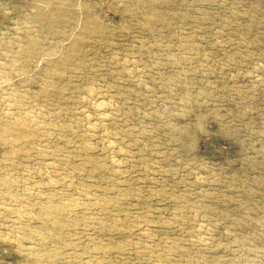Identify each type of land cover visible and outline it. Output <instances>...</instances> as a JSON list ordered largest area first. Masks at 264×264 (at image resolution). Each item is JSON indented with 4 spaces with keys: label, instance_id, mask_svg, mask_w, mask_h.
Returning <instances> with one entry per match:
<instances>
[{
    "label": "rangeland",
    "instance_id": "1",
    "mask_svg": "<svg viewBox=\"0 0 264 264\" xmlns=\"http://www.w3.org/2000/svg\"><path fill=\"white\" fill-rule=\"evenodd\" d=\"M37 1L0 0V264H264V0Z\"/></svg>",
    "mask_w": 264,
    "mask_h": 264
},
{
    "label": "bare ground",
    "instance_id": "2",
    "mask_svg": "<svg viewBox=\"0 0 264 264\" xmlns=\"http://www.w3.org/2000/svg\"><path fill=\"white\" fill-rule=\"evenodd\" d=\"M35 1H36L37 5H39V6L44 5L43 1H37V0H35ZM57 1L61 2V4H65V5L67 3L66 0H57ZM55 6H57V8H58L57 13H59L64 7V6L60 5V4L55 5ZM47 17L49 18V23L50 24H54V25L50 26V29L53 32H56L58 34H62L63 30L59 29L58 27L55 26V22L57 21V18L54 16V14H50ZM93 27H94V25H91V28H93ZM90 30L91 29H89V28H87L85 26V23L82 25V31L84 33H85V31H90ZM81 41H82V37H78L77 38V42H81ZM29 42H30V40H29ZM33 46H34V44H32V42H31L29 47L20 49V53L22 55H34ZM54 49H55V47L52 46L51 47V51L54 50ZM69 57H70L69 54L61 55L59 57V60L55 63V68H51L49 71H47L45 73L46 74L45 79L50 82L49 85H47V82H43L42 83L43 90H44L45 94H47L46 96H48L50 93H53L54 95H57V96L61 95L60 91H58V89H61V86L59 85V83H60L59 80H60V78H61V76L63 74V72H62L63 71V66H62L63 63L62 62L64 61V59L69 58ZM104 105L105 104L103 102H101L99 100H95L94 101L95 112H99L100 113L101 112L100 108H102ZM25 117L28 118V115L25 116ZM104 118H105V116L101 115L99 117V120L100 121L104 120ZM35 122L37 124L39 123V121H35ZM16 123H17L16 128L18 127L16 129V131H18L17 133H18V135L20 137H24L25 136L27 138H30V137H33V136L35 137L36 136L35 135L36 132L34 130H32V129L29 130L28 129V127H30V125L24 119L17 120ZM33 125L36 126V124H34V123H33ZM22 128H25V129L23 130ZM13 129H15V128L10 127V125H4L3 129L0 131V138H1V134L2 133H6L7 135H9L13 131ZM90 163H92V162H90ZM95 169L98 170L99 167H95ZM45 201H47V200H45ZM51 207H52V205H50V204H46L45 207H44V208H46V210L44 211V214L47 217L52 215L53 209Z\"/></svg>",
    "mask_w": 264,
    "mask_h": 264
}]
</instances>
